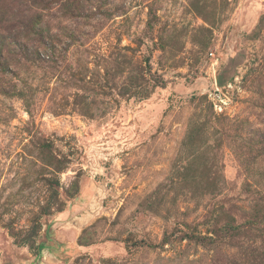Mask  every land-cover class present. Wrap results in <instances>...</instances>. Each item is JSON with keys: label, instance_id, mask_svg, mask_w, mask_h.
I'll return each mask as SVG.
<instances>
[{"label": "rangeland", "instance_id": "obj_1", "mask_svg": "<svg viewBox=\"0 0 264 264\" xmlns=\"http://www.w3.org/2000/svg\"><path fill=\"white\" fill-rule=\"evenodd\" d=\"M0 264H264V0H0Z\"/></svg>", "mask_w": 264, "mask_h": 264}, {"label": "built area", "instance_id": "obj_2", "mask_svg": "<svg viewBox=\"0 0 264 264\" xmlns=\"http://www.w3.org/2000/svg\"><path fill=\"white\" fill-rule=\"evenodd\" d=\"M214 83H215V86H217V83H216V80H214ZM217 98L220 100V101H223V97L221 96H217ZM214 109L217 110V111H221L222 108H223V105L218 101V102H215L214 101Z\"/></svg>", "mask_w": 264, "mask_h": 264}]
</instances>
